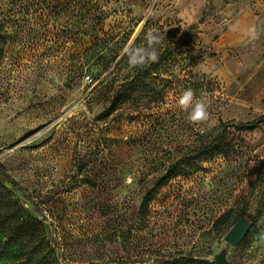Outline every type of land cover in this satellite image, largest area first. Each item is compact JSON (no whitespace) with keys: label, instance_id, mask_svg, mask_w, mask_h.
<instances>
[{"label":"rangeland","instance_id":"rangeland-1","mask_svg":"<svg viewBox=\"0 0 264 264\" xmlns=\"http://www.w3.org/2000/svg\"><path fill=\"white\" fill-rule=\"evenodd\" d=\"M150 30L158 59L134 67L124 49ZM113 89L126 101L106 115ZM186 89L208 122L179 107ZM261 171L264 0H0V181L63 264H216L223 249L264 264Z\"/></svg>","mask_w":264,"mask_h":264},{"label":"trees","instance_id":"trees-1","mask_svg":"<svg viewBox=\"0 0 264 264\" xmlns=\"http://www.w3.org/2000/svg\"><path fill=\"white\" fill-rule=\"evenodd\" d=\"M117 56L118 52H115L108 63L113 62ZM91 57L92 56L86 59L87 61L81 67L80 71H83L85 68L90 69L93 67L92 64L89 65V59ZM102 58L101 56H98L97 59ZM101 83H103V80L100 81L98 85L100 86ZM112 93L113 94L108 101V106L104 111V114L106 115L119 109L120 105L126 101L125 98H122V96H120L121 91L119 89H113ZM255 127L256 124H253L249 127V129ZM263 175L264 174L262 171L258 174L254 183L255 187L263 181ZM19 202L20 200L12 196L11 190L8 189L5 182L1 180L0 264H12L17 259L14 255H21L23 251L28 252L26 264H63V258L60 256V253H58V248H56L50 238L51 232L47 224L40 223L37 220V217L33 215H29V222L26 223L25 228H23L21 224L17 223L19 215ZM245 216L252 222V227L255 221V217L252 215ZM20 236H25L26 239L24 241H21L20 245L15 246L14 239Z\"/></svg>","mask_w":264,"mask_h":264},{"label":"clouds","instance_id":"clouds-1","mask_svg":"<svg viewBox=\"0 0 264 264\" xmlns=\"http://www.w3.org/2000/svg\"><path fill=\"white\" fill-rule=\"evenodd\" d=\"M145 40L147 46L133 47L128 45L124 52L128 55L129 64L132 66L145 65L148 62H156L158 52L156 46L160 43V37L153 31H149ZM179 107L188 112V120L192 123H204L210 120L209 105L203 99H197L192 89L184 90L177 101Z\"/></svg>","mask_w":264,"mask_h":264},{"label":"water","instance_id":"water-1","mask_svg":"<svg viewBox=\"0 0 264 264\" xmlns=\"http://www.w3.org/2000/svg\"><path fill=\"white\" fill-rule=\"evenodd\" d=\"M251 225L252 222L246 216H241L234 222L230 230L224 236L225 242L231 247H235L249 233ZM214 261L216 264H230L226 258L225 249L215 255Z\"/></svg>","mask_w":264,"mask_h":264},{"label":"crops","instance_id":"crops-1","mask_svg":"<svg viewBox=\"0 0 264 264\" xmlns=\"http://www.w3.org/2000/svg\"><path fill=\"white\" fill-rule=\"evenodd\" d=\"M239 23H240V22H239ZM239 23H238V24H239ZM238 24L236 25V26H237V29H238Z\"/></svg>","mask_w":264,"mask_h":264},{"label":"built area","instance_id":"built-area-1","mask_svg":"<svg viewBox=\"0 0 264 264\" xmlns=\"http://www.w3.org/2000/svg\"><path fill=\"white\" fill-rule=\"evenodd\" d=\"M86 79H88V76L86 77Z\"/></svg>","mask_w":264,"mask_h":264}]
</instances>
